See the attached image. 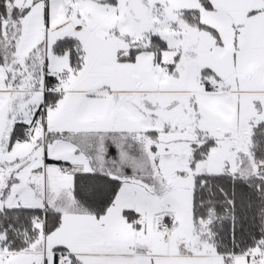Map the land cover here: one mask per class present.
I'll return each mask as SVG.
<instances>
[{"label":"snow or ice","instance_id":"obj_1","mask_svg":"<svg viewBox=\"0 0 264 264\" xmlns=\"http://www.w3.org/2000/svg\"><path fill=\"white\" fill-rule=\"evenodd\" d=\"M0 264H264V0H0Z\"/></svg>","mask_w":264,"mask_h":264}]
</instances>
